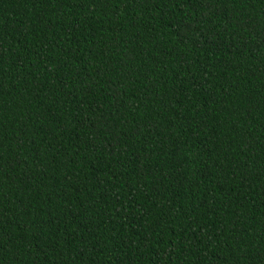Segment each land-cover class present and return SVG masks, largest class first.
Returning <instances> with one entry per match:
<instances>
[{
  "label": "trees",
  "instance_id": "obj_1",
  "mask_svg": "<svg viewBox=\"0 0 264 264\" xmlns=\"http://www.w3.org/2000/svg\"><path fill=\"white\" fill-rule=\"evenodd\" d=\"M0 264H264V0H0Z\"/></svg>",
  "mask_w": 264,
  "mask_h": 264
}]
</instances>
